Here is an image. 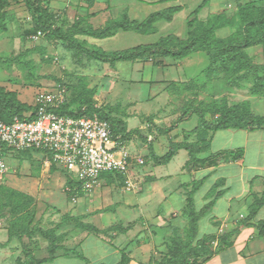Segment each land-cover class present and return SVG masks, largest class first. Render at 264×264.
Here are the masks:
<instances>
[{
  "label": "crops",
  "instance_id": "crops-1",
  "mask_svg": "<svg viewBox=\"0 0 264 264\" xmlns=\"http://www.w3.org/2000/svg\"><path fill=\"white\" fill-rule=\"evenodd\" d=\"M42 5L53 14L55 27L65 33L76 26L104 29L125 18L144 20L152 13L181 8L172 20L157 21L156 31L152 33L121 28L109 37L75 35L90 50L114 52L156 43L169 35L187 39L190 20H193L192 31L201 22L228 16L237 3L236 0L235 3L230 0H43ZM179 18L184 22L177 23ZM32 28L33 23H28L0 32V52L6 44L15 49L23 46L25 40L37 33L28 34ZM87 63L88 69L78 73L80 84L92 90L96 106H105L106 112L121 117L117 109H112L119 104L116 99L126 91V96L140 104L147 97L140 91L145 88L150 89L147 99L160 105L154 113L141 115L136 111L131 117L128 114L121 117L127 132L141 128L140 136L147 142L138 134L124 141L121 135L113 137L133 154L143 155L145 165L135 164L129 175L101 176L91 192H77L75 200L72 196L73 205L64 188L51 192L48 185L42 186L46 190L41 191L34 187L33 192H40L39 199L47 203L45 208L50 206L47 212L60 214L46 228L39 225L54 229L58 244L54 258L41 264H158L170 256L175 241H186L189 237L188 196L195 184L198 188L191 207L199 218L192 245L208 240L185 264H264V127L208 130L200 136L199 117L192 109L188 110L193 107L188 105V97L196 101L204 87L207 86L206 92L212 91L210 81L221 80L220 75L209 72L211 60L207 54L198 51L184 58L146 56L113 65L97 59ZM1 68L0 84L7 87L3 83L7 72ZM10 90L18 92L21 101L31 103L30 90ZM176 97L182 104H175ZM261 99L264 98L257 96L250 104L255 114L264 116ZM139 116H147L149 121L143 123ZM132 119H136L133 126L128 123ZM208 119H213L211 114ZM173 143H194L208 148L196 153L191 161L189 151L181 148L169 163L156 165L153 153L162 156ZM233 151L241 154L235 157ZM13 168L15 172L8 179L18 172V167ZM59 179L66 185V176ZM127 180L135 185L131 191L126 189ZM66 216L78 217L81 223L92 224L96 230L73 223ZM137 224L142 226V233L135 231ZM1 248L5 252L0 256V264L30 261L38 264L36 260L50 257V241L39 232L12 236L7 229L0 228Z\"/></svg>",
  "mask_w": 264,
  "mask_h": 264
},
{
  "label": "trees",
  "instance_id": "trees-1",
  "mask_svg": "<svg viewBox=\"0 0 264 264\" xmlns=\"http://www.w3.org/2000/svg\"><path fill=\"white\" fill-rule=\"evenodd\" d=\"M27 1L29 3V7L31 8L32 6L30 2L32 0ZM42 1L43 0H33V2H36L37 5L35 6L36 8L32 12L33 28L30 32H28V34L41 31L44 33L42 37L47 36L49 39H55L69 48H77L79 51L85 53L90 59H97L103 62H110L112 65L117 61L136 60L138 58H144L146 56H149L152 59L164 56L184 58L195 52L203 51L211 60L209 72L217 74L216 76H219L220 74L216 72L223 71V74L221 75V80L227 81L230 86L233 84L234 87H239L242 86V83L240 82L248 81L250 77L249 72L252 70L253 66V60L250 56H245L243 50L253 45H262L264 49V8L255 9V4H253L252 2L240 5L239 10H237V12H235L231 16L224 15L223 17V15H220L219 17H214V19H211L208 22H201V24H199V26H197L192 31L191 22H193V20H190L188 22L189 33L187 39H180L175 35H169L166 37H162L156 43L139 45L122 51L104 52L102 50H90L84 47L75 38V35L79 33H85L95 37H109L114 35L116 31L121 28L124 30H131L144 34L152 33L156 31V27L154 26V24L157 21L163 19L167 21L172 20L173 15L178 12L181 8L179 6L171 7L164 11L152 13L144 20H129L128 18H125L122 21H116L115 23L110 24L104 29H77L76 26L71 28V30H69L67 33H65L63 32V30H61V28L55 27V20L53 14H51L48 9L43 7ZM8 3L9 0H0V11L3 10L8 5ZM215 21L221 22L214 25H209L210 22L214 23ZM229 22H236V24L239 23V25L244 24L243 28L240 27L239 31L242 40H231V42L229 43L217 40L214 41L213 37L210 34L211 32H213V28L217 29L219 27L228 26ZM207 24L208 26H206ZM6 29V26H4L1 28L0 31L3 32ZM238 51L242 52L239 56L233 55V53H236L237 55ZM217 63L220 64V67H215ZM255 77L256 81H260V78H257L256 74ZM209 84H213L212 81H210ZM64 86L66 85L64 84ZM66 88L68 90L67 86ZM79 89H81L80 91L82 93V96L80 98L81 102L79 103L80 106H78L77 104H71V100L68 94L66 102L58 108H53V110L58 114L70 115L75 117L82 116L85 114L90 116L97 114L99 117L106 119L110 122L113 137L116 138L121 135L122 141L130 139V137L135 134L136 131H139L137 129H134L127 132L126 122L121 117H116L106 112L104 110L105 106H96L92 95V90L87 87H82V85ZM205 89H207V87H204V90ZM112 109L117 108L115 107ZM191 109L199 117V125L197 127V130L200 132V136L203 133H206V131L208 130L217 131L220 129L230 128L245 129L253 127H264V116L255 114V112L250 107L249 101H244L232 105H227L226 102L220 103L216 100L210 102L197 101L196 105L194 104L193 107L190 106L188 108L189 111ZM37 110L38 109L34 105V101L33 105L27 104L20 100L18 92L8 90L5 86H2L0 84V119L5 122H11L16 117H19L21 119L32 120L36 117ZM208 114H211L213 119L209 120ZM161 131L162 130L160 129L159 132ZM141 138L145 140L143 136H141ZM145 141L147 142V140ZM120 144L124 145L122 142H120ZM181 148H185L189 151L191 161L195 158L196 153L201 152L203 149H207L208 146H199L194 143H173L171 145V149L166 154L160 156L156 153H153L152 159L154 160V163L156 165L167 164L172 160L176 152ZM24 151L45 152L49 154V157L51 159H53L52 154L47 150L33 148L21 150L19 152ZM232 154L233 156L237 157L241 153L240 151H233ZM145 163L142 165H145ZM66 173L68 179H70L68 181V195L73 198L76 197L77 192L86 193V191L82 187V183L70 176L67 171ZM105 173L119 174L114 171H108L101 173L100 177L103 176ZM197 188L198 185L195 184L188 196L190 206L189 215L191 218L190 233L188 239L186 241H175L172 244L170 256H166L161 262H158V264L189 263L193 254H195L197 251H200L208 240H200L197 241L194 246L192 245L194 237L197 235L198 232L197 221L199 218V214L191 207L192 197ZM66 218L71 217L66 216ZM71 219L80 222L78 217H72ZM78 225L83 226L84 228L89 230H96V227L92 224L80 222ZM36 232L41 233L45 238L50 241V257L48 259H40L37 261L43 263L47 260L53 259L54 253L58 248L55 230L45 229L39 226L32 229L30 231V234Z\"/></svg>",
  "mask_w": 264,
  "mask_h": 264
},
{
  "label": "rangeland",
  "instance_id": "rangeland-1",
  "mask_svg": "<svg viewBox=\"0 0 264 264\" xmlns=\"http://www.w3.org/2000/svg\"><path fill=\"white\" fill-rule=\"evenodd\" d=\"M230 2L235 3V0H230ZM250 2L255 4V9L264 8V0H236L237 5L230 9L229 15L231 16L237 12L240 5ZM192 3L194 2L191 1L190 5ZM30 4L32 6L31 8L27 0H9L8 5L0 11V30L4 26L8 30L9 27L13 28L14 26H24L25 24L32 23V12L37 4L33 0ZM182 22H184L182 18H179L177 21V23ZM219 22H210L209 25H214ZM240 25L239 23L236 24V22H229L228 26L217 29L213 28L214 30L210 34L214 41H224L225 43H229L231 40L241 41L242 37L239 31L240 27L243 28L244 24ZM2 50L0 52V68L2 67L1 69H5L7 72V79L3 82L7 84V87L5 86L7 89L9 87L10 89L19 88L30 90V105H33V98L37 91H50L58 85L65 84L69 90L68 94L71 104L80 106L79 103L81 102L80 98L82 93L79 88L82 84H80L81 81L78 73H84L90 66L87 62L91 61L85 53L79 51L77 48H69L60 41L50 40L47 36L40 37L39 39L32 38L28 41L25 40L24 45L16 49L13 45L6 44V48ZM243 52L245 56H250L253 60L248 81L240 82L242 86L237 87L238 90H236L233 84L230 86L227 81H214L212 91L208 93L205 91L206 89L203 90L201 92L202 95L197 100L203 102L216 100L220 103L226 102L227 105H232L244 101L251 102L250 100L257 96L264 98V49L262 45H253L244 49ZM240 53L242 52L238 51L237 55L236 53H233V55L239 56ZM86 60L87 62H85ZM215 67H220V64L217 63ZM216 73L220 74L219 79H222L221 75L223 71H217ZM255 74L257 78H260V81H256ZM85 84L88 83L85 82ZM140 91L141 95H147L146 100H143L140 104H135V99L126 96V91H123L122 96L116 99L119 103H115L117 105L116 108L122 118L125 114L130 116L136 111L141 115H144V113H154L155 109L159 107L160 102L147 99L150 89L145 88ZM188 99L190 100L187 101L188 105H194V102L196 103L197 101L189 97ZM174 100H177L176 103L174 101L175 104H182V102L178 103L180 101H178L177 97ZM191 100H193V103H191ZM261 100L263 101L264 99ZM129 102L132 103L128 104ZM250 107H252L251 104ZM138 119L143 123H146V120L149 121V117L147 116L143 118L139 116ZM134 120L136 119L128 120L129 125L133 126ZM136 129L141 130V128ZM139 131H136L132 136L135 137L134 135L138 134L141 139ZM4 157L9 165L18 167V172L14 174L13 179L9 178L6 181L0 182V228L7 229L12 236L27 235L30 234L32 229L39 227V225L46 228L56 218H60L59 213L53 212L51 214L49 211L47 212L48 209L50 210V206L45 208L47 203L39 199L40 192L34 193L33 190H35L34 187H37L39 191L46 190L42 186L48 185L47 190L51 192L59 187L68 191V181L70 179H68L65 169L51 159L49 154L45 152H5ZM104 175L115 176L116 173H105ZM65 176L67 177L66 185H64L63 180L59 179ZM69 202L73 205L71 197ZM117 214L116 216L119 215ZM72 222L80 223L75 220H72ZM137 225L135 226V231L142 233V226L140 224ZM4 252L5 249L1 248L0 256L3 257ZM36 262L41 264L37 260Z\"/></svg>",
  "mask_w": 264,
  "mask_h": 264
},
{
  "label": "built area",
  "instance_id": "built-area-1",
  "mask_svg": "<svg viewBox=\"0 0 264 264\" xmlns=\"http://www.w3.org/2000/svg\"><path fill=\"white\" fill-rule=\"evenodd\" d=\"M43 35L38 31L33 38L39 39ZM67 96L64 85L50 91L39 90L33 99L38 109L34 119L16 117L11 122L0 119V182L15 172L4 153L33 148L49 151L53 160L81 182L86 192L98 185L103 172L129 175L135 164L145 163L143 155L133 154L113 138L108 120L97 114L75 117L55 112L53 108L65 103ZM134 188L132 181L127 180L126 189Z\"/></svg>",
  "mask_w": 264,
  "mask_h": 264
}]
</instances>
